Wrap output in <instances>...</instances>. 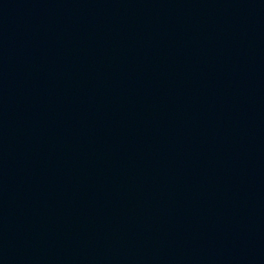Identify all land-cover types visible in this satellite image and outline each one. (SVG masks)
Instances as JSON below:
<instances>
[{"label": "water", "instance_id": "1", "mask_svg": "<svg viewBox=\"0 0 264 264\" xmlns=\"http://www.w3.org/2000/svg\"><path fill=\"white\" fill-rule=\"evenodd\" d=\"M0 264H264V0H0Z\"/></svg>", "mask_w": 264, "mask_h": 264}]
</instances>
